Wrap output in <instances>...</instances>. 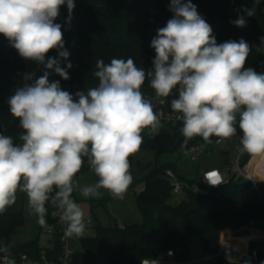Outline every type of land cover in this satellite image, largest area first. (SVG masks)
Returning a JSON list of instances; mask_svg holds the SVG:
<instances>
[{"label": "clouds", "instance_id": "1", "mask_svg": "<svg viewBox=\"0 0 264 264\" xmlns=\"http://www.w3.org/2000/svg\"><path fill=\"white\" fill-rule=\"evenodd\" d=\"M261 2L253 0L256 6ZM65 5L70 26L75 0H0V35L21 58L43 69L39 77L24 74L25 83L7 101L22 132L19 143L0 133V214L15 204L19 191L41 227L48 226L50 204L65 235L82 237L85 212L73 192L99 198L104 189L123 199L133 183L129 157L140 149L145 132L152 137L162 127L161 115L141 90L146 81L161 104L175 94L170 108L182 121V150L195 137L205 143L230 139L238 126L240 151L264 156V72L246 67L253 45L243 38L218 43L192 0H170L173 16L151 40L152 67H138L131 57L97 59V84L74 97L59 80H50L53 73L69 80L73 67L61 66L70 53L63 26L55 22ZM238 11L253 17L256 7ZM230 23L246 27L243 15ZM260 40L257 51L264 36ZM85 160L98 180L81 187L75 177ZM5 264H15L14 258L6 256Z\"/></svg>", "mask_w": 264, "mask_h": 264}, {"label": "trees", "instance_id": "2", "mask_svg": "<svg viewBox=\"0 0 264 264\" xmlns=\"http://www.w3.org/2000/svg\"><path fill=\"white\" fill-rule=\"evenodd\" d=\"M192 3L211 25L218 43L243 38L253 45L246 67L264 72V45L260 51L256 48L264 36V0L259 6L253 0H192ZM169 4L170 0H132L131 3L128 0H75L70 26L65 23L67 7L62 6L55 22L63 26L65 48L70 55L68 60L61 62V66L71 62L73 67L68 70L69 80L65 81L55 73L50 80H59L62 89L75 97L77 91H86L97 84L93 76L97 59L110 63L112 58L131 57L138 67L150 69L155 57V51L150 47L151 40L157 29L166 26L173 16ZM251 7H256L253 17L238 11ZM239 15L244 16L246 27L230 23ZM49 55L56 56L57 53L51 51ZM30 63L34 62L21 58L8 39L0 35V131L4 129L5 135L12 136L14 141L19 140L22 129L19 121L11 116L7 101L14 94L16 78L26 71ZM141 90L146 98L155 96L148 81ZM180 149L177 132L165 131L152 137L145 132L139 150L155 151L159 155ZM250 156L247 154L243 163ZM129 159L132 165V158ZM256 159L253 158L252 164ZM167 167L175 169L176 166L168 164L155 170L145 179L144 190L136 195L137 208L143 218L141 223L106 225L95 217L93 236L81 240V249L69 264H141L144 259L157 257L169 249L176 252V259L187 261L191 246L200 244L205 251L216 252L223 230H237L251 220H264V181H259L258 189H255L247 179H231L223 186L211 189L208 195L187 191V199L172 205L170 201L174 194L165 176ZM47 207L46 219L51 222V205ZM25 224L21 197L7 212L0 214V242L6 243L14 253H27L34 260L41 259V252L46 249L48 257L58 262L63 251L59 236L52 237L49 246H42L39 240L28 244L10 241L11 236ZM257 248V243H253L251 258L263 259L264 254Z\"/></svg>", "mask_w": 264, "mask_h": 264}, {"label": "built area", "instance_id": "3", "mask_svg": "<svg viewBox=\"0 0 264 264\" xmlns=\"http://www.w3.org/2000/svg\"><path fill=\"white\" fill-rule=\"evenodd\" d=\"M131 2L132 0H128V3ZM35 67L36 70L31 71L29 66H27L26 71L16 78L13 90L17 87L23 86L25 83L22 78L24 74L35 72L36 77H39L42 74V66L35 64ZM173 98H175V94L168 97L164 104L160 103L161 98L159 97L154 96L150 98L153 103L154 110L161 115L162 123L159 133L154 136H157L165 131H169L171 133L177 132L182 145L184 141V137L180 131L182 121L176 118L179 113H172L170 108V101ZM0 133L5 134V130L3 129ZM241 136L242 132L237 126L236 135L230 139L212 137L211 143H205L200 137H195L190 140L183 150L180 149V154L182 157L193 163H198L204 156L210 155L216 147L225 143L229 148L233 149L235 157L230 160L229 164L221 165V168L219 164H215V166L203 167L197 178L192 180L177 172V167H175V169L173 167H167L165 169V176L173 188V194L186 195L187 191H191L197 195H208L211 189L221 187L231 179L238 180L239 178L249 180L253 187L258 189L259 180L255 175V171L257 170L256 168L262 166V164L257 166L252 164V160L255 155H251L250 158L243 163L244 157L248 153L240 151ZM218 140L219 142H217ZM15 142L19 143V140ZM91 171V168L85 160L82 169L75 177L76 182L81 186L83 177ZM78 192L79 190H75L73 192L75 200L77 199L76 196ZM50 219L51 222H49L48 233L52 237L59 236L63 245V251L59 255L58 262L48 257L46 249L42 250L41 259L34 260L27 253H14L10 250L6 243L0 242V264H5L6 256L14 258L15 264H69L72 261L73 255L81 249V240L93 236V228L95 225L93 218L85 221L86 231L82 237H67L65 235V224L59 219L57 210L53 206H51ZM253 227L264 228V220L260 222L257 220H251L243 227V233L240 235H236L232 232V230H229V234L227 231L223 230L220 233L217 251L214 255L208 256L207 260L217 259L218 264H264V258H251V246L254 242H251L243 237V234L250 231ZM50 249H54L53 245L50 246ZM257 251L264 254V247L262 249L258 247ZM153 260L158 261L159 264H180L176 260V252L173 249L166 250L157 257L144 259L141 264H152Z\"/></svg>", "mask_w": 264, "mask_h": 264}, {"label": "rangeland", "instance_id": "4", "mask_svg": "<svg viewBox=\"0 0 264 264\" xmlns=\"http://www.w3.org/2000/svg\"><path fill=\"white\" fill-rule=\"evenodd\" d=\"M29 69L35 71V64L30 63ZM132 158L131 173L133 175V183L127 190L123 199H114L111 194L101 189L102 196L99 198H85L80 192L77 193L76 201L84 209V220L98 217L103 224L117 223L125 225L127 223H141L143 221L142 215L139 212L136 204V195L144 190V181L147 176L153 174L155 170L172 164L177 167L178 172L187 178H197L201 169L205 166H215V164L226 165L235 157L233 149L229 148L227 144H222L215 148V150L207 156H204L198 163H193L182 157L180 150L169 153L157 154L155 151L138 150L130 156ZM254 166L261 164V158L256 157ZM255 175L259 181H264V165L256 168ZM98 177L93 171L87 173L83 179L81 187L94 184ZM23 198V208L26 217V224L10 238L12 243L28 244L32 241L39 240L42 246H49V241L52 236L48 233L49 222L47 227H41L37 223V217L31 214L28 208L27 197L22 192H17V200ZM187 199L185 194L173 195L170 203L175 205L180 201ZM16 200V201H17ZM232 229H225L229 231ZM224 231V232H225ZM236 235L243 233V227L232 230ZM243 237L251 242L257 243L258 247H264V228L253 227L250 231L243 234ZM214 252L205 251L203 245L197 244L190 247L187 261L185 259H176L180 264H218L217 259L207 260L208 256H212Z\"/></svg>", "mask_w": 264, "mask_h": 264}, {"label": "bare ground", "instance_id": "5", "mask_svg": "<svg viewBox=\"0 0 264 264\" xmlns=\"http://www.w3.org/2000/svg\"><path fill=\"white\" fill-rule=\"evenodd\" d=\"M254 157H257V156H254ZM259 157L261 158V164L264 163V156H259Z\"/></svg>", "mask_w": 264, "mask_h": 264}, {"label": "crops", "instance_id": "6", "mask_svg": "<svg viewBox=\"0 0 264 264\" xmlns=\"http://www.w3.org/2000/svg\"><path fill=\"white\" fill-rule=\"evenodd\" d=\"M220 166V168L222 167L221 165H219ZM184 176V175H183ZM187 178V177H186ZM190 179V178H189ZM194 179V178H193ZM190 180H192V179H190ZM185 200V199H184Z\"/></svg>", "mask_w": 264, "mask_h": 264}, {"label": "snow or ice", "instance_id": "7", "mask_svg": "<svg viewBox=\"0 0 264 264\" xmlns=\"http://www.w3.org/2000/svg\"><path fill=\"white\" fill-rule=\"evenodd\" d=\"M213 175H215V174H213Z\"/></svg>", "mask_w": 264, "mask_h": 264}]
</instances>
